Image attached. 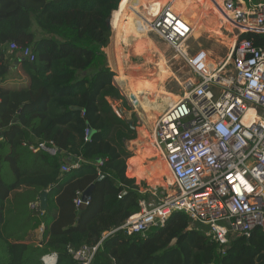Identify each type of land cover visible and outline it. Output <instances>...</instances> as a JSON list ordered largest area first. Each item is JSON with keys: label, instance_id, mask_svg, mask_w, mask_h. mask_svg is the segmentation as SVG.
<instances>
[{"label": "trees", "instance_id": "trees-1", "mask_svg": "<svg viewBox=\"0 0 264 264\" xmlns=\"http://www.w3.org/2000/svg\"><path fill=\"white\" fill-rule=\"evenodd\" d=\"M121 2L0 0V264H43L50 253L54 264H81L74 253L95 246L106 232L89 264H264L259 229L223 245L189 228L181 212L143 234L118 229L139 211V201L153 197L125 174L133 156L125 142L136 138L130 127L136 120L123 115L127 101L104 52L111 36L107 19L121 12ZM130 16L125 37L134 25ZM11 43L21 48L15 55L7 52ZM26 47L32 60L21 55ZM14 62L26 82L10 88L3 81ZM114 104L123 112L117 114ZM40 142L56 154L29 151ZM77 158V169L61 171ZM90 186L89 204L76 208V193Z\"/></svg>", "mask_w": 264, "mask_h": 264}, {"label": "built area", "instance_id": "built-area-1", "mask_svg": "<svg viewBox=\"0 0 264 264\" xmlns=\"http://www.w3.org/2000/svg\"><path fill=\"white\" fill-rule=\"evenodd\" d=\"M216 7L237 30L236 38L227 57L212 68L209 62L192 64L198 57L190 59L192 76L182 94L155 119L152 146L172 176L167 188L173 191L155 204L139 201V211L118 228L127 235L162 226L172 212L184 213L189 228L223 245L256 229L264 233V0H219ZM152 13L138 21V28L155 32L186 59L180 48L192 27L168 3L154 6ZM17 49L11 43L7 52ZM30 52L26 47L21 55L32 60ZM28 149L57 151L44 142ZM81 162L77 158L61 171L77 169ZM73 202L79 208L89 199L77 192ZM101 240L83 246L74 258L89 264ZM41 260L54 264L56 254Z\"/></svg>", "mask_w": 264, "mask_h": 264}, {"label": "rangeland", "instance_id": "rangeland-1", "mask_svg": "<svg viewBox=\"0 0 264 264\" xmlns=\"http://www.w3.org/2000/svg\"><path fill=\"white\" fill-rule=\"evenodd\" d=\"M167 1L170 2L171 0H144L138 5L139 1L137 0L125 1L121 5V12L115 16L117 11L113 15V17L115 16L114 21L112 19V22H114V27L112 25L115 33L114 38L116 37L115 25L119 19L120 21L121 19H126V15L131 14L130 18L134 25H132L131 31H128L126 37L121 38L120 35L119 47L118 45L117 48L115 46L113 52L108 51V59L112 62L111 65L114 70L117 56L121 54L124 56L121 60L125 68L126 78L123 80L116 79L115 84L127 101L128 109H125L123 115L127 119H131V116H133L136 120V138L126 141L125 144L127 149L132 152L133 157L137 159L134 163H138V166L134 167V172L128 171L127 173L135 179L137 184L142 183L145 189L152 190L153 197L147 201L151 204H155L158 198L162 199L163 194L173 191L172 187L167 188L170 179L165 175V173H168L167 168L158 160L157 152L152 146V129L155 119L167 109V105L172 100L182 94L184 82L192 76L189 60L192 59L193 61L198 57L192 64H196L199 61L203 64L209 62V67L212 68L230 53L237 34V30L227 22L225 16L217 9L216 3L219 0H212L214 5H210L205 0H182L180 5L179 2H175L170 5L174 6L172 10L181 18L183 17V20L192 27L191 35L180 48L181 54L186 56L185 59L155 32H144L136 29L138 21L143 22L142 16L137 14L140 7L143 10L140 9L139 11L152 15L154 6L161 7ZM187 3L191 4V7L187 6L189 5ZM180 8L183 11H179ZM120 21L118 27L120 26ZM14 52L15 50L9 55H15ZM163 58L167 61L166 65L160 64ZM22 75L24 74L18 68V64L14 62L11 65L8 78L3 81V85L9 86L11 83L14 85V81ZM116 75L117 73L115 72ZM155 77L159 78V80L155 83L156 90L154 94H158L162 90L161 97H155L156 101L147 109L136 105L127 92L130 86L138 89L137 85L139 86L138 82L140 80L143 79L142 82H144ZM22 81H17L14 86H19ZM150 91L151 87H145L143 91L145 93L141 95L142 97L146 96L143 97L145 101L150 100L149 98H154L155 95ZM116 106L114 104V108L117 111ZM140 169L144 170L141 171ZM148 171L152 172V178H149L146 174ZM141 173L146 174L149 180L145 176L140 175ZM160 176L164 177L161 178Z\"/></svg>", "mask_w": 264, "mask_h": 264}, {"label": "crops", "instance_id": "crops-1", "mask_svg": "<svg viewBox=\"0 0 264 264\" xmlns=\"http://www.w3.org/2000/svg\"><path fill=\"white\" fill-rule=\"evenodd\" d=\"M131 1H135V0H131ZM137 1H139L138 3H137V5L138 4H140V2L142 3L143 1L142 0H137ZM127 2H128V0H127ZM175 2H179V5L181 4V2H182V0H171L170 2L169 1H167V2H165L163 5H165L166 3H168V4H170V5H172L173 3H175ZM204 3H205V1H203ZM187 4H189V3H187ZM178 5V6H179ZM176 6V5H175ZM182 6V5H181ZM187 6H189V7H191V4H189V5H187ZM174 7V6H173ZM172 6H171V8H173ZM118 8H119V6H118ZM140 9H142L143 10V8L142 7H140ZM139 9V10H140ZM138 10V13L137 14H139V15H141L142 17H146V18H148V19H150V17H147L148 15L150 16L151 14L150 13H146V14H144V12H142V11H139ZM179 11H183L181 8L179 9ZM118 13V12H117ZM116 13V14H117ZM179 13V12H178ZM116 14H115V16H116ZM144 14V15H143ZM115 16L113 17V21H114V19H115ZM182 19H183V17H182ZM125 22H126V19L124 18V19H121V21H120V26H119V32H120V35H121V38H123V37H125V33H124V27H125ZM112 25H113V22H112ZM139 29V28H138ZM35 31H37V29H35ZM139 31H140V29H139ZM114 30H113V28L111 29V36H110V39H109V44L107 45V47L106 48H104V52H105V54H106V58H107V63H108V66L113 70V72L115 73H117V75L116 76H114V82H116L115 80L116 79H119V80H123V79H125L126 78V76H125V68H124V66H123V64H122V60H121V58L122 57H124L123 56V54H121V55H118L117 56V62L115 63V70L113 69V67H112V65H111V61H109V59H108V51H110V52H113V48L116 46V37L114 38ZM116 36V35H115ZM117 48V47H116ZM116 61V60H115ZM19 80H23L22 81V83L24 84L25 82H26V76L25 75H22L19 79H16L15 81H14V85H16L17 83V81H19ZM143 81V79L142 80H140V82H138L139 83V86L137 85V87H139L138 89H134L133 87H131L130 86V89H128V95L130 96V98L132 99V101L133 102H135L136 103V105H138V106H141V107H143V108H145V109H147V107H150V106H152V104H153V101H154V98L153 99H151V98H149L150 100H147V101H145V98H143V97H146V96H141V95H143V93H145V92H143L144 90H145V87H151V93H153L154 94V92H155V83L157 82L156 81V77L155 78H151V79H148V80H146V81H144V82H142ZM21 83V84H22ZM141 83V84H140ZM13 85V83H11V85H9V86H7V87H10V88H13V87H17V86H14ZM155 95V94H154ZM155 97V96H154ZM159 160V159H158ZM137 161V159L136 158H134L133 156L132 157H130L128 160H127V162H126V169H127V171H125V174H126V176L127 177H130V175L127 173L128 171H130L131 173L132 172H134V167L138 164V163H134V162H136ZM160 161V160H159ZM158 164V163H157ZM138 166V165H137ZM152 168V167H151ZM141 171L142 170H144V169H140ZM164 172H166V171H164ZM152 172L151 171H148V173H146L147 175H148V177L149 178H152L153 176H152V174H151ZM146 174H140V175H143V176H145L148 180H149V178L147 177V175ZM165 175H166V177H168L169 178V175H168V173H165ZM161 177V176H160ZM162 177H164V176H162ZM161 177V178H162ZM153 180V179H152ZM164 183V182H163ZM39 230H41V228L40 229H35L34 230V232L33 233H31V238H36V237H38V235H39ZM34 236V237H33Z\"/></svg>", "mask_w": 264, "mask_h": 264}, {"label": "water", "instance_id": "water-1", "mask_svg": "<svg viewBox=\"0 0 264 264\" xmlns=\"http://www.w3.org/2000/svg\"><path fill=\"white\" fill-rule=\"evenodd\" d=\"M112 16H113V13L108 17L107 19V24H108V27L110 29H112ZM78 109V108H76ZM123 112L122 109H119L118 110V113H121ZM130 127L132 129L135 130V127L132 126V123L130 122ZM125 142V141H124ZM93 186H90L88 189H86L83 193H82V199L83 200H87L89 199L90 197V192H91V189H92ZM40 208L42 211L45 210L46 206H47V191H43L41 194H40ZM175 240L172 241V244H174Z\"/></svg>", "mask_w": 264, "mask_h": 264}, {"label": "bare ground", "instance_id": "bare-ground-1", "mask_svg": "<svg viewBox=\"0 0 264 264\" xmlns=\"http://www.w3.org/2000/svg\"><path fill=\"white\" fill-rule=\"evenodd\" d=\"M125 1H127V0H122V2H121V5L125 2ZM207 3L209 2L210 3V5H214V3L212 2V0H205ZM115 12H113V14H114ZM112 19H113V16H112ZM145 24V23H144ZM136 28H138V26H137V24H136ZM140 31H144V32H147V30H140ZM177 59V58H176ZM160 64H162V65H166L167 64V61L163 58V60H162V63H160ZM173 104V100L170 102V104L169 105H172ZM169 105H167V106H169ZM159 159V158H158ZM164 165H165V163L161 160V159H159ZM165 167H166V165H165ZM167 168V167H166ZM167 172H168V175H169V184L168 185H171L172 183H173V179H172V176L170 175V173H169V170L167 169ZM168 178V177H167Z\"/></svg>", "mask_w": 264, "mask_h": 264}, {"label": "snow or ice", "instance_id": "snow-or-ice-1", "mask_svg": "<svg viewBox=\"0 0 264 264\" xmlns=\"http://www.w3.org/2000/svg\"><path fill=\"white\" fill-rule=\"evenodd\" d=\"M229 179H231V178H229Z\"/></svg>", "mask_w": 264, "mask_h": 264}]
</instances>
